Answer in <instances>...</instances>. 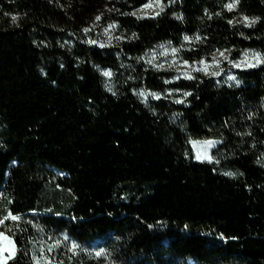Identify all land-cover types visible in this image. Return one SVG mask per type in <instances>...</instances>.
Returning <instances> with one entry per match:
<instances>
[{
	"label": "trees",
	"instance_id": "obj_1",
	"mask_svg": "<svg viewBox=\"0 0 264 264\" xmlns=\"http://www.w3.org/2000/svg\"><path fill=\"white\" fill-rule=\"evenodd\" d=\"M150 1L0 0V232L17 250L5 264H36L34 246L47 264H264V0L134 13ZM95 23L119 46H92ZM162 42L170 68L144 62ZM248 50L262 62L234 78L202 70ZM123 60L136 74L112 93L102 69ZM210 139L220 165L193 154Z\"/></svg>",
	"mask_w": 264,
	"mask_h": 264
},
{
	"label": "rangeland",
	"instance_id": "obj_2",
	"mask_svg": "<svg viewBox=\"0 0 264 264\" xmlns=\"http://www.w3.org/2000/svg\"><path fill=\"white\" fill-rule=\"evenodd\" d=\"M164 8V5L159 2V0H152L145 4V6L141 7L140 9L136 10L134 13L139 17H146L151 16L155 17L157 16L160 11ZM242 22H244L247 26L252 24V20L248 18H242ZM89 31L92 32L96 37L91 40V45L95 47H112V46H119L120 37L114 33V30L111 28V26H105L101 25V23H95L90 28ZM177 50L174 48H171L166 42H162L161 44L153 47L145 56L144 62L147 64H151L155 67L159 68H170L173 64L172 62L176 61ZM227 52H217L214 55V60L212 62L208 63H202V70L206 73H219L223 74V72L226 71L229 78H234L232 76V73L238 69V68H252L255 65L260 64L261 58L260 55L253 51H246V53L243 55L242 59L238 61H233L230 65H227ZM175 65L173 66L174 69L179 70L183 72V74H187L192 68L187 63L183 62H175ZM123 69L126 71H123L120 73H117L115 76L114 73L110 69H102V73L104 75V81H105V87L108 91L112 93L117 92V88L119 85V81H121L124 78H134L136 71L133 65H130L126 63L124 60L122 61ZM216 69V71H214ZM110 73V75H105V73ZM135 93L139 95L143 100H147L150 96L149 94H146L145 92L141 91L140 89H135ZM222 142L220 140L216 139H210V140H194L191 141V147L193 150V154H195V159L200 161H212L216 163L217 165H220V162L222 158L225 156V154L222 152V150L219 149V145ZM198 156L200 157L198 159ZM262 164L264 166V159L262 161ZM223 173L227 175L226 173H231L232 176H237V173L234 170L227 169L221 167ZM5 236L9 237L11 241L14 243L13 239L4 233ZM4 246L9 249L8 251L4 252V261L3 264H5L9 259L7 258L11 253V245L7 244V241L3 242ZM44 244V243H43ZM47 246L45 243L44 246ZM14 254H11V258L15 256L17 250L16 245ZM33 253H34V260L35 263L38 264H47L48 263V255L46 254V250L44 247H33Z\"/></svg>",
	"mask_w": 264,
	"mask_h": 264
},
{
	"label": "snow or ice",
	"instance_id": "obj_3",
	"mask_svg": "<svg viewBox=\"0 0 264 264\" xmlns=\"http://www.w3.org/2000/svg\"><path fill=\"white\" fill-rule=\"evenodd\" d=\"M230 9L232 8V7H234V5H229L228 6ZM15 19V18H14ZM255 21H253V23H254ZM105 75L107 76V75H110V73H105ZM200 157L198 156V159H199ZM227 175H231V173H226ZM9 217H11V219H13V220H16V219H18L17 217H15V216H12L11 215V213H9ZM9 217H5V219H8ZM4 223V221L3 220H0V224H3ZM4 241H7V244L8 245H11L12 247H11V253H10V255L7 257L8 259H10L11 258V254H14V251H15V246H14V243L11 241V239L9 238V237H7V236H5L4 235V233L3 232H0V264H3V261H4V259H5V257H4V252L5 251H8L9 249H7L5 246H4V244H3V242ZM100 253H97V255H99ZM38 264H39V262H38Z\"/></svg>",
	"mask_w": 264,
	"mask_h": 264
}]
</instances>
